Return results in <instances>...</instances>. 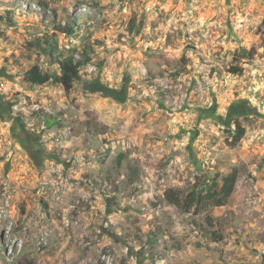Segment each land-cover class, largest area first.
<instances>
[{"label": "rangeland", "instance_id": "rangeland-1", "mask_svg": "<svg viewBox=\"0 0 264 264\" xmlns=\"http://www.w3.org/2000/svg\"><path fill=\"white\" fill-rule=\"evenodd\" d=\"M50 52L70 91L24 80ZM233 170L222 205L166 197ZM108 254L264 264V0H0V264Z\"/></svg>", "mask_w": 264, "mask_h": 264}, {"label": "trees", "instance_id": "trees-1", "mask_svg": "<svg viewBox=\"0 0 264 264\" xmlns=\"http://www.w3.org/2000/svg\"><path fill=\"white\" fill-rule=\"evenodd\" d=\"M50 57L51 61L59 65V73L43 71L38 64H35L25 72L24 80L33 85H44L50 81H55L66 91H70L73 88L74 82L80 79L81 62L75 61L72 56L66 58H53L52 52H50ZM236 130L234 136L235 143L240 141L243 137L245 128L238 123ZM237 179L238 173L236 170H233L230 174L223 177L222 186L219 190H217V183L212 184V186L204 184L205 187H194L189 191L169 189L166 192V197L170 202L180 205L186 211L204 202H213L215 199L218 201L219 205H222L225 203V199L232 195Z\"/></svg>", "mask_w": 264, "mask_h": 264}, {"label": "built area", "instance_id": "built-area-1", "mask_svg": "<svg viewBox=\"0 0 264 264\" xmlns=\"http://www.w3.org/2000/svg\"><path fill=\"white\" fill-rule=\"evenodd\" d=\"M106 264H112V262L110 261V254H108V258L106 259Z\"/></svg>", "mask_w": 264, "mask_h": 264}]
</instances>
